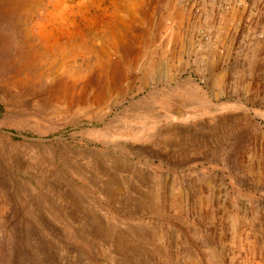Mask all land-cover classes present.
<instances>
[{"label": "rangeland", "instance_id": "374dc122", "mask_svg": "<svg viewBox=\"0 0 264 264\" xmlns=\"http://www.w3.org/2000/svg\"><path fill=\"white\" fill-rule=\"evenodd\" d=\"M263 144L264 0H0V264H189L195 227L242 264L229 219L264 242ZM167 226L165 261L107 245Z\"/></svg>", "mask_w": 264, "mask_h": 264}, {"label": "bare ground", "instance_id": "6f19581e", "mask_svg": "<svg viewBox=\"0 0 264 264\" xmlns=\"http://www.w3.org/2000/svg\"><path fill=\"white\" fill-rule=\"evenodd\" d=\"M236 8V7H235ZM179 9V8H178ZM232 10V9H231ZM181 11V10H180ZM184 11V10H183ZM188 11V10H187ZM187 11H186V13H187ZM185 12V11H184ZM167 13V12H166ZM229 13V12H228ZM179 14V13H178ZM177 14V15H178ZM183 14V13H182ZM206 14V13H205ZM209 14V13H208ZM181 15V14H180ZM184 15V14H183ZM220 15V14H219ZM224 15V14H223ZM235 15H237V14H235ZM241 15V14H240ZM220 16H222V14L220 15ZM231 16V15H230ZM214 17V16H213ZM235 17V16H234ZM175 18V17H174ZM210 18V17H209ZM212 18V17H211ZM231 18V17H230ZM237 18V17H236ZM217 19H218V17H217ZM226 19V18H225ZM224 20V19H223ZM188 21V20H187ZM187 21H186V23H187ZM199 21V20H198ZM197 21V22H198ZM212 21V20H211ZM218 21H220V20H218ZM230 21V20H229ZM201 22H203V20L201 21ZM207 22V21H206ZM205 22V23H206ZM221 22V21H220ZM227 22H228V20H227ZM231 22H233V21H231ZM237 22V21H236ZM199 23V22H198ZM204 23V24H205ZM223 23V22H222ZM201 24V23H200ZM227 24V23H226ZM197 27H198V25L197 24H195ZM219 25V24H218ZM204 26H206V24L204 25ZM208 26V25H207ZM218 27V26H217ZM208 28V27H207ZM211 28V27H210ZM198 29H200V28H198ZM202 30V29H201ZM223 30V29H222ZM199 31V30H198ZM180 32V31H179ZM220 32V31H219ZM222 32V31H221ZM225 32V31H224ZM178 33V32H177ZM212 33V32H211ZM82 35V34H81ZM175 35H177V34H175ZM212 35V34H211ZM214 38V37H213ZM220 39V38H219ZM211 41V40H210ZM219 41V40H218ZM222 45V44H221ZM218 48V47H217ZM229 50V49H228ZM227 66V65H226ZM213 68H215V67H213ZM226 69H228V68H226ZM223 71H224V68H223ZM222 71V72H223ZM227 71V70H226ZM226 73V72H225ZM218 75V74H217ZM224 78H226L223 74H220V75H218V77H217V80L215 79V81H216V83H215V85L214 86H216L218 89H219V91L221 90V91H223L224 90V87H226V82L227 81H225L224 80ZM187 82V81H186ZM190 85V84H189ZM221 85H224V87H222L221 88ZM228 88V87H227ZM227 88H225V89H227ZM180 89H181V87H180ZM195 90V89H194ZM197 90V89H196ZM212 90V89H211ZM214 91H215V89H214ZM187 92V91H186ZM194 93V91H193V89H191V91H190V93ZM228 92V91H227ZM185 93V92H184ZM222 93V92H221ZM186 94V93H185ZM212 94V93H211ZM225 95V94H224ZM227 95H229V94H227ZM167 96V95H166ZM193 96V95H192ZM194 96H198V93H195V95ZM212 96V95H211ZM221 96V95H220ZM160 97V96H159ZM171 97V96H170ZM216 98V97H215ZM172 99V98H171ZM170 100V99H169ZM212 101H213V98H212ZM209 102V101H208ZM231 102H233V101H231ZM158 104H160V103H158ZM172 104V103H171ZM218 103H216V105H217ZM206 105V104H205ZM231 106H233V107H235L236 108V110H238V114L237 115H239L236 119H238V118H240V119H242V120H248V116H247V114L245 113L246 112V110L243 108V106H242V104L241 103H239L238 101H235L234 103H231L230 104ZM190 106V105H189ZM223 106V105H222ZM225 106V105H224ZM196 109V108H195ZM247 109V108H246ZM199 110V109H198ZM217 110V109H216ZM243 110H245V111H243ZM181 111V110H180ZM209 111H210V109H209ZM179 112V111H178ZM210 113H211V111H210ZM234 113V112H233ZM149 114V113H148ZM174 114V113H173ZM229 115H230V113H229ZM236 115V114H235ZM234 115V116H235ZM217 116V115H216ZM219 116V115H218ZM231 116V115H230ZM137 117H139V119H140V123H141V130H140V132H145V131H147V129H148V132L150 131L149 129H151V127L152 126H149L148 125V122L146 121V118L147 117H144V116H142V115H139V116H137ZM177 117V119H180V120H184L185 119V117H184V114L182 115H177L176 116ZM236 117V116H235ZM224 118H225V116H224ZM234 118V117H233ZM232 118V119H233ZM131 119V118H130ZM218 119V118H217ZM212 120H213V118H212ZM224 120V119H223ZM241 120V121H242ZM135 121V120H134ZM133 121V122H134ZM225 121V120H224ZM233 121V120H232ZM212 122V121H211ZM214 122V121H213ZM212 122V123H213ZM221 122V121H220ZM244 122V121H243ZM124 123V122H123ZM222 123H223V121H222ZM222 123H220V124H218V125H221ZM226 123V122H225ZM225 123H224V125H225ZM232 123V122H231ZM126 124V123H125ZM244 124V123H243ZM218 125L216 126L217 128H218ZM222 126V125H221ZM227 126V125H226ZM229 126V125H228ZM244 126H247V125H244ZM142 127H144V128H146V130H142ZM202 127V126H201ZM223 127H225V126H223ZM229 128V127H228ZM127 129V127L126 126H124L122 129H117V130H119V131H124V132H126L127 133V136H129V135H131V136H133V137H136L137 136V134H138V132L139 131H136L135 129L134 130H126ZM221 129V128H220ZM226 129V128H225ZM224 129V130H225ZM252 129V128H251ZM215 131H217L216 129H215ZM109 132V131H108ZM108 132H104L103 134H102V137L104 136V137H107L108 135H109V133ZM148 132L146 133V136H148ZM98 133V132H97ZM102 133V132H101ZM107 133V134H106ZM121 133V132H120ZM221 133V132H220ZM113 133H111V135H112ZM141 134V133H140ZM139 134V135H140ZM145 134V133H144ZM144 134H142V135H144ZM214 134H215V132H214ZM223 134V133H222ZM120 136V135H119ZM126 136V137H127ZM217 136V135H216ZM145 137V136H144ZM137 138V137H136ZM149 138V137H148ZM147 138V139H148ZM141 139H142V137H141ZM134 141H137V140H134ZM264 145V144H263ZM262 145V146H263ZM261 146V147H262ZM263 148V147H262ZM264 149V148H263ZM256 151V150H255ZM255 151L253 152V153H255ZM258 151V150H257ZM258 154H261V153H259V152H257ZM50 154V153H49ZM48 154V155H49ZM256 154V153H255ZM253 156V155H252ZM49 157V156H48ZM51 157V156H50ZM255 157V156H254ZM257 157V156H256ZM260 158L262 157V156H259ZM264 157V156H263ZM251 158V157H250ZM157 159V158H156ZM254 159V158H253ZM163 160V159H162ZM257 160V159H256ZM255 160V161H256ZM52 165V164H51ZM257 165V170H258V173H256V178H258V179H261V178H263V173H264V170H263V165L259 162L258 164H256ZM205 172V171H204ZM151 173H152V171H151ZM207 173V172H206ZM233 175H234V173H233ZM150 176V175H149ZM235 177V176H234ZM152 179V178H151ZM261 181V180H260ZM153 182V181H152ZM29 185V184H28ZM46 186V185H45ZM36 189V188H35ZM153 189V188H152ZM151 192V191H150ZM178 194H179V192H178ZM30 196H32V195H30ZM178 196V195H177ZM182 196V195H181ZM178 198H179V196H178ZM177 198V199H178ZM202 198V197H201ZM151 206H150V209L151 210H154V211H150V212H155L156 213V205H157V203L159 204L160 203V205L162 206V207H164V202H162V200H161V198H160V195H159V191H158V189L155 187L154 188V192H153V194H152V196H151ZM198 200V199H197ZM32 201V200H31ZM182 201V200H181ZM195 201V200H194ZM176 202V201H175ZM179 202H180V199H179ZM211 202V201H210ZM183 205V204H182ZM197 205V207L196 208H198V209H200V210H204L205 212L206 211H208L209 209L210 210H212L211 209V204H209V202L206 200V201H203V200H200L199 201V203L198 204H196ZM176 206V205H175ZM178 206V205H177ZM174 207V206H173ZM115 212V211H114ZM158 212H160L159 210H158ZM198 212V211H197ZM212 212H213V210H212ZM236 212V211H235ZM180 213V212H179ZM195 213V212H194ZM200 213V212H199ZM225 212H223V214H224ZM231 213V212H230ZM240 214H242V215H238V213L236 212L235 213V215H233L232 214V216H233V218H230L229 219V222H231V225H230V231H231V237H230V240H231V245L233 246V248L235 249V251L236 252H239V251H242L243 253H244V255H243V258L241 259V261H239V262H242V264H255V257H257V259H258V257H259V261H261L259 264H264V242H263V240H262V235L259 233H257L256 232V236H254V237H250V236H248L247 234H244L243 232H242V225L244 226V227H246L245 225H246V223H245V221H243V218H246V217H244V215H243V213H241V212H239ZM141 214H142V212H141ZM144 214V213H143ZM159 214V213H158ZM162 214L164 215V212H162ZM129 215V214H128ZM138 215V214H137ZM137 215H136V217H137ZM150 215V214H149ZM148 215V216H149ZM167 215V214H166ZM195 215V214H194ZM199 215V214H198ZM210 215V214H209ZM226 215V214H225ZM229 215V214H228ZM133 216V215H132ZM143 216V215H142ZM165 216V215H164ZM208 216V215H207ZM206 216V217H207ZM213 216H214V214H213ZM213 216H212V218H213ZM231 216V215H230ZM119 217V216H118ZM161 217V216H160ZM201 217V216H200ZM259 217V216H258ZM172 218H175L176 220H177V222L179 223H183V224H185V225H188V221L186 222V219L185 218H181L180 216H179V214H175V215H173L172 216ZM149 219V218H148ZM151 221V220H150ZM157 221V220H156ZM227 221V220H226ZM147 223V222H146ZM145 223V224H146ZM229 224V223H228ZM248 224V223H247ZM228 227V226H227ZM198 228H201V227H198ZM154 229V228H153ZM212 229H214V228H212ZM245 229V228H244ZM191 229H189L188 231H190ZM217 230V229H216ZM215 230V231H216ZM175 229H173V228H171V227H169V226H167L166 228H162V227H157V228H155L153 231H151L150 230V232H148V233H146V236L144 235V234H136L137 235V239H138V241H134V242H132V243H134L133 245H131L132 243H130V242H128V240L126 239V240H124V242H123V240H121L120 239V237H112V239L110 240L111 242H107V245L110 247V248H115L116 250H112V251H114V252H116V253H120L119 255H123L124 256V252H128V254H127V256H129V258H133V259H137L136 258V254H138V252H142V251H144V261H146L145 259L148 257L150 260L152 259V257H153V255L157 258V259H162L163 261H165V260H167V259H169V258H171V256L173 255L172 254V252H170L169 251V246L168 245H166L165 244V236H169V237H171L172 238V243L175 241V239L176 240H178V238H179V235H177L176 233H175ZM135 232V231H134ZM246 232V231H245ZM150 233V236H151V238H153V239H156V242H154L153 240H150L148 237H147V235ZM218 233V232H217ZM210 234V233H209ZM209 234L207 235V236H209ZM193 235H194V237H195V240L198 242V246L197 247H194V246H191L188 242H187V240H185L184 241V246H185V249L183 250V254L187 257V261H189V264H203V262L202 261H210V262H216L217 264H222V262H221V257L219 256V255H214L211 251H210V248L211 247H208V245L203 241V238H204V236H203V231H201V230H198L197 231V229H196V227L194 228V230H193ZM219 235V234H218ZM117 236V235H116ZM209 238V237H208ZM135 239V238H134ZM205 240V239H204ZM218 240V239H217ZM230 240H228V241H230ZM219 241H221V240H219ZM168 242V241H167ZM192 242V241H191ZM122 243V244H121ZM224 243V242H223ZM226 243H228V242H226ZM135 244H136V247H135ZM171 245V244H170ZM222 245V244H221ZM196 246V245H195ZM139 247H142V248H139ZM172 247H174V245L172 244ZM234 252V251H233ZM242 252H240L241 254H242ZM216 253V252H215ZM234 254V253H233ZM139 255V254H138ZM237 255V254H236ZM127 256H125V257H127ZM177 257V256H176ZM237 257H238V255H237ZM121 258V257H120ZM235 258V257H234ZM234 258H231V259H234ZM123 259V258H122ZM149 259H148V261H149ZM174 259H176L175 257H174ZM178 259V258H177ZM132 260V259H131ZM243 260V261H242ZM172 261V260H171ZM175 261V260H174ZM148 263H150V264H153V262H148Z\"/></svg>", "mask_w": 264, "mask_h": 264}]
</instances>
